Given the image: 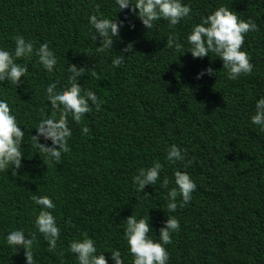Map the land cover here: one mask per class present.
Here are the masks:
<instances>
[{
    "label": "trees",
    "instance_id": "1",
    "mask_svg": "<svg viewBox=\"0 0 264 264\" xmlns=\"http://www.w3.org/2000/svg\"><path fill=\"white\" fill-rule=\"evenodd\" d=\"M183 2L191 7L190 20L174 28L161 20L149 32L131 11L119 12L113 0H0V47L11 52L13 37L23 35L34 47L48 43L58 60L47 73L33 57L25 80L0 84V99L9 100L25 132L23 167L15 175L11 167L0 173V264H25L23 250L9 247L4 237L12 229L35 231L32 221L40 206L31 200L34 194L53 200L60 228L55 252L37 233L36 264H78L68 247L85 235L106 259L119 250L124 264H132L123 230L133 214L150 219L154 240L167 216L178 219L180 229L166 246L169 264H264V131L250 124L255 102L264 96V0ZM220 6L258 26L242 48L253 71L235 81L226 79L219 58L193 59L184 45L192 25ZM96 9L124 23L108 53H98L99 40L92 39L88 17ZM170 34L184 45L182 52L164 49ZM128 44L133 52L123 53L125 62L112 67ZM69 63L87 72L95 68L97 78L86 72L79 83L103 103L80 123L69 117L70 151L49 163L31 136L51 112L47 84L59 81L58 89L67 84ZM209 67L215 75L197 79ZM85 126L88 134L81 133ZM173 144L186 150L188 168L165 162ZM154 161L165 165L161 179L168 177L169 188L175 186L174 169L187 171L197 185L191 202L175 213H168L167 189L159 182L144 193L133 188L132 177Z\"/></svg>",
    "mask_w": 264,
    "mask_h": 264
},
{
    "label": "clouds",
    "instance_id": "2",
    "mask_svg": "<svg viewBox=\"0 0 264 264\" xmlns=\"http://www.w3.org/2000/svg\"><path fill=\"white\" fill-rule=\"evenodd\" d=\"M119 12L128 9L142 23L149 32L152 31L158 21H165L169 28L181 24L182 21L191 19V7L183 0H113ZM89 25L92 29V39L99 40L100 46L96 47L98 53L113 51L114 39L119 41L120 29L124 26L123 21L109 19L99 13L89 15ZM134 27V26H133ZM258 30L257 24L251 19H240L237 14L224 6L218 7L211 14L201 17L200 22L193 24L186 35L184 45L193 59L210 57V54L223 62L226 79L235 81L242 75H250L254 65L250 62L247 52L242 50L245 37L250 32ZM14 49L10 52L0 47V84L8 81V84L17 86L25 80L29 73L27 61L33 57L47 73H53L58 60L48 43H41L34 47L31 40H26L23 35L13 37ZM184 45L178 42L174 34L167 38L165 48L182 52ZM133 52V45L123 49L122 53L112 59V67L118 68L125 62L123 53ZM185 55V54H183ZM182 56V55H181ZM24 63H17V60ZM67 72V84L57 88L59 81H51L45 88V98L50 102V114H46L36 127V134L31 136L33 146L48 159L49 163H58L62 154L70 151L69 140L72 137V129L69 127V117L75 123H80L85 115L91 113L93 108L96 112L101 110L103 101L99 100L96 93L91 89H84L79 80L87 72L84 67L69 63ZM90 75L97 78V72L93 67ZM215 75L214 69L209 67L197 75V79L203 75ZM250 124L256 125L264 131V96L255 102L254 114L250 117ZM82 134H88V127L81 128ZM25 132L22 131L14 107L10 106L7 98L0 99V173L10 167L16 170L23 167V154L21 151L24 144ZM43 138L45 141L41 143ZM51 141V143H47ZM165 162L168 165L181 164L186 169L191 165L186 160V150L173 144L166 149ZM165 165L154 161L147 168H140L132 177V185L138 193H144L146 186H152L159 182L161 189H167L164 202L168 213H175L178 207L189 204L196 191L197 185L187 171L173 170L172 183L169 188V179L165 176L161 179V173ZM144 197H148L145 195ZM179 197V202H178ZM31 200L40 209L32 221L35 231L25 234L24 229H12L4 237V242L9 247L23 250L25 264H36L33 246L36 243L37 233L41 234L47 242L48 251L55 252L60 239V228L56 217L52 214L56 205L53 200L45 195L34 194ZM123 236L127 244V253L132 257V264H169V253L166 246L172 243V235L179 231L180 223L174 215L167 216L164 226L159 230V238L154 240L151 236L153 229L150 219L137 215L130 216L124 221ZM68 251L74 254L78 264H124L121 252L114 250L108 253L98 252L96 242L85 235L81 239L70 242Z\"/></svg>",
    "mask_w": 264,
    "mask_h": 264
}]
</instances>
